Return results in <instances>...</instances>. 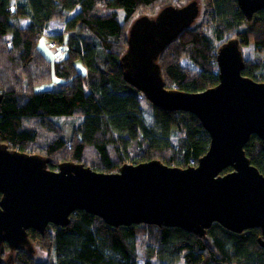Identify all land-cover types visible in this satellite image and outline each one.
I'll use <instances>...</instances> for the list:
<instances>
[{
	"label": "trees",
	"instance_id": "trees-1",
	"mask_svg": "<svg viewBox=\"0 0 264 264\" xmlns=\"http://www.w3.org/2000/svg\"><path fill=\"white\" fill-rule=\"evenodd\" d=\"M15 1L16 10L11 11V0H0V63L11 61L6 56L11 55L14 64L20 63L29 73L27 77L18 71L11 80L0 76L1 144L47 156L52 170L65 161L105 173H116L127 163L137 165L155 159L169 166H197L210 146V136L200 120L189 112L164 111L154 106V123L149 126L141 107L143 94L125 81L120 62L128 47V23L163 0ZM205 4L208 23L216 26L218 40L235 32L234 38L242 47L253 42L257 50L264 51V11L256 13L260 18L250 29L240 31L247 19L237 0H205ZM99 7L109 13H97ZM77 8L78 12L66 21V29L72 34L66 43L67 57L53 68L59 86L36 91L37 85L53 80L43 66L44 54L38 52L44 29L51 20L67 17ZM119 11L124 12L125 25L118 18ZM25 23L26 26L22 25ZM9 35L15 56L5 49ZM219 47L215 48L213 40L200 30H184L159 59L166 85L185 92L217 86ZM184 61L190 64L185 65ZM77 62L84 65L86 74L77 70ZM20 65L18 69H22ZM5 68L10 71L9 65ZM256 70L257 65L246 64L243 74L263 82ZM73 116L83 119L70 144L60 136L51 140L49 127L55 129L52 120ZM55 131L60 134V130ZM179 135L184 138L174 148L173 137ZM245 152L251 164L264 174L263 141L252 135ZM1 197L0 193V200ZM146 227L151 244L143 246ZM28 234L32 244L50 252V258L36 262L28 252L20 250L14 257L15 264H264L259 228L237 234L214 223L207 235L200 238L177 227L115 228L78 210L71 215L68 226L52 225L45 235L29 229ZM7 250L10 248L6 244Z\"/></svg>",
	"mask_w": 264,
	"mask_h": 264
},
{
	"label": "water",
	"instance_id": "water-1",
	"mask_svg": "<svg viewBox=\"0 0 264 264\" xmlns=\"http://www.w3.org/2000/svg\"><path fill=\"white\" fill-rule=\"evenodd\" d=\"M237 2L249 21L264 11V0ZM199 13L195 0L167 5L155 17L136 18L120 59L125 81L152 105L200 120L210 146L197 166L181 168L155 159L105 173L65 161L52 170L48 158L0 143V264L6 244L11 252L34 253L29 229L45 235L49 225H70L78 210L115 228L177 227L200 238L214 223L237 234L259 228L264 248V174L245 152L252 135L264 143V82L243 74L246 60L236 38L218 49L217 86L185 92L169 88L162 75L161 54ZM5 264H15L13 254Z\"/></svg>",
	"mask_w": 264,
	"mask_h": 264
},
{
	"label": "rangeland",
	"instance_id": "rangeland-1",
	"mask_svg": "<svg viewBox=\"0 0 264 264\" xmlns=\"http://www.w3.org/2000/svg\"><path fill=\"white\" fill-rule=\"evenodd\" d=\"M191 1H195V0H163L157 6L153 7V9L150 10L149 12H146V13L141 12V13L137 14L128 23L127 30H126L127 38H128L129 28H130L132 22L136 18L143 16V15L155 17L160 12V10L167 5H174V6L180 7V6H184L188 3H190ZM196 1H198L199 5H200V13H199V16L197 17V19L195 20V22L188 28V30H195L196 29V30L202 31L203 33L208 35L211 38V40H213L215 48H218L222 42L229 40V39H233L235 32L227 33L224 36V39L222 41L217 39V37H216L217 36L216 26L212 23H208V16H207L208 11L206 9L205 0H196ZM11 5H12L11 11H15L16 10V7H15L16 1L11 0ZM76 12H78V8L76 10H74L73 12L67 14V17H60V18H55V19L51 20L47 24L46 28L44 29V32H43L41 39L38 43L39 49L41 51L38 50V52L40 53V55L44 54L43 57L45 60L43 61V66L45 68H48L49 76H51L53 78V80L51 82H48V83H43V84L37 85L35 87L36 91L56 89L59 86L60 80L54 76L55 74H54L53 68L58 62H63L65 60V58L67 57L68 46L66 45V43H67L69 36L72 34L70 31H67V29H66V21L68 18L73 16ZM96 12L100 13V14L109 13V11L105 10L104 7H99L96 10ZM118 18H119L120 22L125 25V20H124L125 15H124L123 11L118 12ZM259 18L260 17L257 14H255L253 16L252 20H250V21L245 20L242 23V26L239 28V30L244 31V30L250 29L253 22ZM22 25L26 26L27 24L25 23ZM54 35H58V36H60V38H55ZM88 36L91 37L90 34ZM53 40L56 42V43L54 42L56 44V48H51L49 46L50 43L53 42ZM5 49H6V51L10 50L11 53L14 55V53L12 52L13 47L11 44V36L10 35L7 36L5 39ZM242 50H243L244 58L246 60V64H248L250 67H253V65H257L258 66V70H256L257 77L259 79L263 80V82H264V51L257 50L253 42L250 43L248 46L242 47ZM5 55H6V53H5ZM6 56L8 57L7 59H10L11 61H9V62H6V61L2 62L1 61V63H0V76L3 79L6 78L7 76L10 80L12 78H15L14 74L18 71L24 72V75H26L28 77V75H27L29 73L28 69L22 67L19 62L18 63L22 69H18L19 65L14 64L13 56L8 55V54ZM183 64L189 65L190 63L187 61H184ZM6 65L10 66V71H8L5 68ZM76 67H77L78 71L86 74L85 67H84V65H82V63L77 62ZM11 69H14L13 73H11ZM41 71H43V70H41ZM26 80H27V78H26ZM141 107L144 111V118H145L146 123L149 126H152L154 123V108H153L154 105H152L146 99L144 94L141 97ZM82 119L83 118L81 116L54 118L52 120V124L55 128L54 131L58 129V131L60 130V134H57L56 131L54 132L48 126L49 131L51 132V134H50L51 140H53L55 138V136H60L63 141H65L67 144H70V142L75 137V130L81 124ZM40 132H41V129H40ZM183 138L184 137L180 136V135L173 137L174 148H176L179 145V143L183 140ZM58 157L61 158V156H58ZM145 226H148V225H145ZM48 228H52V225H49ZM142 234H143L142 241H141L142 245L144 246L145 244H147V245L151 244L150 230L148 227L145 228V231ZM33 247L35 249L34 253H30L26 249H19V250L14 251V252H11L10 250L5 251L3 254V257H2V263L5 264V261L9 257L10 254H13L14 257L17 256L18 253L20 252V250H24V251L28 252L31 255L32 259H34L36 262H46L49 260L50 252L48 250L42 248L39 244H33Z\"/></svg>",
	"mask_w": 264,
	"mask_h": 264
},
{
	"label": "built area",
	"instance_id": "built-area-1",
	"mask_svg": "<svg viewBox=\"0 0 264 264\" xmlns=\"http://www.w3.org/2000/svg\"><path fill=\"white\" fill-rule=\"evenodd\" d=\"M51 48H56V44L54 42H51L49 45Z\"/></svg>",
	"mask_w": 264,
	"mask_h": 264
}]
</instances>
